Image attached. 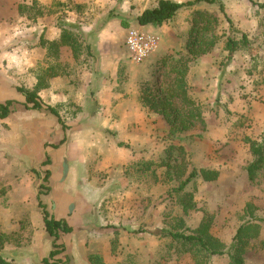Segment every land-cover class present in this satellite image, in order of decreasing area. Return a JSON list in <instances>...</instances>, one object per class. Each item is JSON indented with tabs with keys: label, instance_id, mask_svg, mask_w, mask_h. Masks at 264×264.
Here are the masks:
<instances>
[{
	"label": "rangeland",
	"instance_id": "obj_1",
	"mask_svg": "<svg viewBox=\"0 0 264 264\" xmlns=\"http://www.w3.org/2000/svg\"><path fill=\"white\" fill-rule=\"evenodd\" d=\"M15 2L21 20L14 25L12 17L4 28L7 0H0V103L19 102L0 118V255L45 264L60 249L45 228L41 201L73 227L58 241L66 246L59 264H232L226 254L208 257L170 236L196 233L203 220L226 248L252 222L244 264H264V167L253 180L248 175L252 143L264 145V0H200L176 17L172 36L138 23L137 14L158 0ZM197 11L220 19V40L192 61L188 75L206 129L171 133L143 103V91L162 83L166 57L185 52ZM65 28L82 35L90 51L77 59L70 47L54 51L50 43ZM131 28L161 37L142 63L126 50ZM244 35L248 45L229 59L227 38ZM39 80L41 99L58 110L64 127L46 110L28 109L17 91L35 90ZM172 145L186 148L188 173L214 169L219 177L199 174L178 191L165 164ZM186 192L195 203L187 213Z\"/></svg>",
	"mask_w": 264,
	"mask_h": 264
},
{
	"label": "trees",
	"instance_id": "obj_2",
	"mask_svg": "<svg viewBox=\"0 0 264 264\" xmlns=\"http://www.w3.org/2000/svg\"><path fill=\"white\" fill-rule=\"evenodd\" d=\"M209 3H215L216 0H205ZM253 1V0H251ZM200 0L188 2H176L173 0H159L158 5L154 8L146 9L138 17V23L142 26L157 25L162 26L170 22L182 8H189L196 5ZM221 5V10L224 12V6ZM264 6V5H263ZM220 24L218 16L208 11H197L191 19V30L186 42L185 52H179L177 55H169L164 60V67H167L162 74L163 81L157 85L155 90L148 87L143 91V103L149 107L153 113L162 116L166 122L169 131L185 132L196 127L206 129V120L199 103H197L191 96L190 84L188 75L190 72V65L192 61L197 60L199 57L210 53L221 36L217 34V28ZM82 35L73 33L70 29H63L59 41H51L50 46L54 51H59L63 46L70 47L74 57L84 52V49L90 51V46L81 41ZM242 44L248 45L246 36L244 35L241 40L236 41L228 37L226 48L229 50V59L232 53L235 52ZM55 76V75H52ZM42 81L39 83L35 90H29L24 87H18L17 91L21 93L25 99V106L28 109L36 111H44L51 113L57 117L58 122L63 125L64 122L58 110L51 106L46 105L41 99L38 90L43 86ZM19 103L15 100H7L0 103V118H7L14 110L15 105ZM64 143V140L62 141ZM58 146V145H57ZM56 146V147H57ZM252 152L254 159L248 167V175L251 180L255 175L264 167V145L259 143H252ZM50 162L48 156L47 164ZM188 152L185 147L172 145L166 151V167L169 174L180 182L178 191H185L188 184L199 174L205 181H213L219 177V172L214 169H201L192 170L188 173ZM50 172H47V177ZM40 201V199H39ZM183 210L187 213L190 207H195L193 193L186 192L181 199ZM43 210V219L47 232L54 238L55 248H60L52 251L49 258L44 259L45 264H59L61 259H55L62 254L66 246L58 244L62 235L70 234L73 232V227L65 219H56L50 214L48 207L40 201ZM252 222L241 225L233 237V242L228 248L225 243L216 238L209 232L210 223L203 220L196 233H170L173 239L181 240L190 243L202 249L206 255H228L230 256L232 264H244V254L246 252L245 246L249 244V235L252 228ZM0 248L2 242L0 241ZM201 252V251H200ZM51 259L54 261L51 262ZM0 264H15L8 261L0 255Z\"/></svg>",
	"mask_w": 264,
	"mask_h": 264
},
{
	"label": "built area",
	"instance_id": "obj_3",
	"mask_svg": "<svg viewBox=\"0 0 264 264\" xmlns=\"http://www.w3.org/2000/svg\"><path fill=\"white\" fill-rule=\"evenodd\" d=\"M160 42L161 37L155 33L131 28L128 31L125 46L130 57L135 62L142 63L158 49Z\"/></svg>",
	"mask_w": 264,
	"mask_h": 264
},
{
	"label": "crops",
	"instance_id": "obj_4",
	"mask_svg": "<svg viewBox=\"0 0 264 264\" xmlns=\"http://www.w3.org/2000/svg\"><path fill=\"white\" fill-rule=\"evenodd\" d=\"M158 2H159V0H158ZM158 2H156L155 4H154V6H148L147 5V7L148 8H145V9H150V8H154V7H156L157 5H158ZM16 2H15V0H10V1H8L7 0V4H6V6H5V8H4V15H3V17H2V21H3V26H4V28L6 27V25L7 24H10L8 21L9 20H11L12 19V17H13V21H15L16 19H17V21L16 22H14V25L16 24V23H18V22H20V15H19V8H18V5H17V8H16V4H15ZM150 7V8H149ZM185 8H182L181 10H179V12L177 13V15L170 21V22H168L169 23V25H167V23L166 24H164V25H162V26H157V25H145V26H142V25H140V26H142L143 28H146V29H148V30H151V31H153V32H155V33H157V34H161V35H165V33L167 34L168 33V35L169 36H172V34L174 35V28H173V26L175 25V21H176V17L177 16H179V14H181V12L184 10ZM144 11V9L143 10H141V12H139L138 14H137V16H140L141 14H142V12ZM7 22V23H6ZM12 25V24H11ZM20 27H18V29H19ZM106 34V32H104V33H102L101 34V36H104ZM103 68H106L105 66H103ZM56 82H57V80H54V84H56Z\"/></svg>",
	"mask_w": 264,
	"mask_h": 264
}]
</instances>
